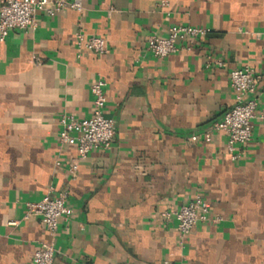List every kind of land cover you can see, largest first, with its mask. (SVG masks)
Wrapping results in <instances>:
<instances>
[{"label": "crops", "instance_id": "1", "mask_svg": "<svg viewBox=\"0 0 264 264\" xmlns=\"http://www.w3.org/2000/svg\"><path fill=\"white\" fill-rule=\"evenodd\" d=\"M35 20L0 42V264H32L49 236L25 203L61 189L70 211L51 264H264V121L253 119L234 160L223 133L200 136L235 103L229 71L264 74V0H83ZM172 25L208 31L153 56L147 37ZM78 32L104 37L108 51L78 49ZM98 79L114 139L78 160L59 117H91ZM263 83L249 95L256 113ZM197 194L219 220L181 240L160 213Z\"/></svg>", "mask_w": 264, "mask_h": 264}, {"label": "built area", "instance_id": "2", "mask_svg": "<svg viewBox=\"0 0 264 264\" xmlns=\"http://www.w3.org/2000/svg\"><path fill=\"white\" fill-rule=\"evenodd\" d=\"M165 5V2H161ZM81 10L83 0H1L0 2V42L5 39L8 32L13 28L22 30L34 29L36 27L35 15L42 12L47 16H53L63 9ZM208 29L192 25H172L168 28L167 35H149L146 39V49L155 57L163 58L170 53L176 52L180 47L179 41L186 38L196 40L204 35ZM78 49L89 50L98 54L108 51L107 41L99 35L86 36L82 32L75 35ZM190 49V45H185ZM218 66L223 61L216 59ZM264 77V74H257L248 66L234 68L229 71V85L235 93L234 105L224 112L223 116L213 121L207 129L201 133V138L210 140L213 132H220L225 135V149L229 158L234 160L238 153L236 147L251 139L253 119L258 118L264 121V104L259 113H256L258 101L249 97L256 89L257 84ZM104 81L95 80L90 85V92L93 95L92 115L89 118H75L72 115L62 114L59 117L61 126L59 139L62 143L75 145L78 160L84 159L88 153L96 148L107 149L111 146L115 129L114 121L104 115L105 94ZM264 93V83L261 86ZM199 135L193 134L187 140L194 142ZM75 169V166H71ZM68 193L61 189L55 193L48 191L38 201L25 203L24 218L30 215L38 216L44 225L49 240L41 243L33 252L32 264H51L55 248L54 239L60 219L65 218L69 213L67 204ZM165 220H173L176 224L178 236L182 240L199 221L211 220L216 222L218 217H209V206L206 200L197 194L193 199L182 204L175 210H166L160 213ZM10 223H15L11 221Z\"/></svg>", "mask_w": 264, "mask_h": 264}]
</instances>
